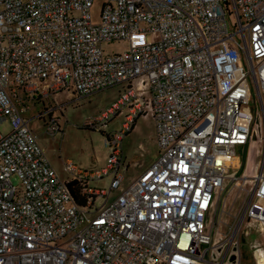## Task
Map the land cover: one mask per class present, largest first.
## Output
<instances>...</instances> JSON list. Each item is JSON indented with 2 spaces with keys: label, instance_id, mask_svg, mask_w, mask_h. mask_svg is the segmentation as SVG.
<instances>
[{
  "label": "built area",
  "instance_id": "2783aa9c",
  "mask_svg": "<svg viewBox=\"0 0 264 264\" xmlns=\"http://www.w3.org/2000/svg\"><path fill=\"white\" fill-rule=\"evenodd\" d=\"M95 1L0 0V264H240L212 222L263 137L264 0H101L94 14ZM113 43L124 47L107 51ZM118 86L87 122L124 116L105 136L106 164L67 162L61 178L21 106L48 101L55 135L57 95ZM147 115L158 157L123 185L121 140ZM245 217L264 234V160Z\"/></svg>",
  "mask_w": 264,
  "mask_h": 264
},
{
  "label": "rangeland",
  "instance_id": "374dc122",
  "mask_svg": "<svg viewBox=\"0 0 264 264\" xmlns=\"http://www.w3.org/2000/svg\"><path fill=\"white\" fill-rule=\"evenodd\" d=\"M100 3L101 0L95 1L92 9L94 14H97ZM227 19L230 22V18ZM123 47L121 43H113L105 46V49L116 51L122 50ZM120 89L121 86L112 87L76 100L66 93L57 95V100L64 102V111L62 114L59 113L62 131L55 135H49L44 130L47 114L42 112L47 107L48 101L42 104L41 101L26 100V105L30 107L25 109L21 106L24 117L30 119V127L37 134L49 162L61 178L65 179L69 176L67 162L79 168H100L106 164L108 147L105 136L110 131L121 129L124 116L122 114L114 116L105 126L98 122L92 125L87 122L88 119L94 120L109 106ZM253 97H256L254 90ZM40 113V117H37ZM8 129V122L0 123V131L5 132ZM121 150L125 164L128 165L127 170L124 171L123 185H125L137 177L142 165L151 164L158 157L155 124L150 115L137 118L133 128L123 136ZM263 160L264 132L263 137L254 134L242 164L219 195L216 216L212 222L216 240L220 236L219 231L227 233L228 237L231 235L228 244L236 247L240 264H258L260 255L263 256L264 264V234L248 227L245 217V209L256 177L262 169ZM109 179L110 177H107L95 181L93 186H104ZM13 182L18 183L16 176H13ZM233 236L237 240L236 243L232 241ZM233 255L236 256L235 253Z\"/></svg>",
  "mask_w": 264,
  "mask_h": 264
},
{
  "label": "bare ground",
  "instance_id": "6f19581e",
  "mask_svg": "<svg viewBox=\"0 0 264 264\" xmlns=\"http://www.w3.org/2000/svg\"><path fill=\"white\" fill-rule=\"evenodd\" d=\"M258 262H259L258 264H263V256L262 255L259 256ZM225 264H233V263H225Z\"/></svg>",
  "mask_w": 264,
  "mask_h": 264
},
{
  "label": "crops",
  "instance_id": "0c3cea01",
  "mask_svg": "<svg viewBox=\"0 0 264 264\" xmlns=\"http://www.w3.org/2000/svg\"><path fill=\"white\" fill-rule=\"evenodd\" d=\"M150 164H146V165H142V167H141V169H140V171H139V173L138 174H140V172L142 171V170H144L146 167H148ZM253 231H255V230H253ZM256 232V231H255ZM259 233V232H258Z\"/></svg>",
  "mask_w": 264,
  "mask_h": 264
},
{
  "label": "water",
  "instance_id": "95a60500",
  "mask_svg": "<svg viewBox=\"0 0 264 264\" xmlns=\"http://www.w3.org/2000/svg\"><path fill=\"white\" fill-rule=\"evenodd\" d=\"M230 259L233 261L235 259V255L232 254Z\"/></svg>",
  "mask_w": 264,
  "mask_h": 264
},
{
  "label": "trees",
  "instance_id": "16d2710c",
  "mask_svg": "<svg viewBox=\"0 0 264 264\" xmlns=\"http://www.w3.org/2000/svg\"><path fill=\"white\" fill-rule=\"evenodd\" d=\"M132 128H133V127H132ZM132 128H131V129H132Z\"/></svg>",
  "mask_w": 264,
  "mask_h": 264
}]
</instances>
